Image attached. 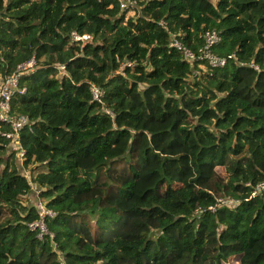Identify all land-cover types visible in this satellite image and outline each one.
Masks as SVG:
<instances>
[{"label": "trees", "instance_id": "1", "mask_svg": "<svg viewBox=\"0 0 264 264\" xmlns=\"http://www.w3.org/2000/svg\"><path fill=\"white\" fill-rule=\"evenodd\" d=\"M134 2L0 0V74L34 61L9 102L27 175L0 137V264H264V0ZM207 31L220 67L169 45Z\"/></svg>", "mask_w": 264, "mask_h": 264}, {"label": "built area", "instance_id": "2", "mask_svg": "<svg viewBox=\"0 0 264 264\" xmlns=\"http://www.w3.org/2000/svg\"><path fill=\"white\" fill-rule=\"evenodd\" d=\"M118 3V8L121 11L132 12L135 6L134 0H116ZM70 37L72 40L84 42L89 39V35L87 34H76L75 32L70 33ZM219 40L218 35L214 31H207L203 34V45L198 49V52L195 56H193L187 49L181 46L174 39L171 40L170 46L179 49L182 51L183 56L191 60H202L205 61L210 67H220L224 64L225 58L218 57L211 52V48L214 44ZM129 65L130 63H123ZM57 68L61 70L63 68L62 65H58ZM34 69V61L32 58L24 62L17 63L13 69V71L9 74H0V122L8 123L9 130L3 131L0 130V137L5 138L8 141V151L13 152L14 158L23 156V148L19 143V131L26 127L28 131H30V122L27 117L24 115H19L14 117L10 113L9 102L11 97L15 93H22L24 88L18 87V79L22 74L30 72ZM90 94L92 99L98 100L99 98V90L91 85L89 87ZM17 159V158H16ZM18 160V159H17ZM20 162V161H19ZM37 189L34 190L35 194V202L33 205L35 206L38 219L31 223L27 224V227L30 230L37 229V237L40 238L42 234L48 235L51 234L47 231L44 223L43 217L45 215L51 216L53 212L44 208L43 203L39 201L37 198ZM264 193V180L257 182L252 187L251 196L258 195ZM237 204V200L230 197H220L217 198L213 205L207 207L208 210L213 211L216 206H226V207H234Z\"/></svg>", "mask_w": 264, "mask_h": 264}, {"label": "rangeland", "instance_id": "3", "mask_svg": "<svg viewBox=\"0 0 264 264\" xmlns=\"http://www.w3.org/2000/svg\"><path fill=\"white\" fill-rule=\"evenodd\" d=\"M200 70L202 71V72H205V67H200ZM169 101V103H167ZM167 102H165V103H161V101H156L155 102V105L157 106V105H161V108L164 110V111H167V112H179V113H181V114H183L181 111H180V108H179V106H178V104L175 102V101H172L171 100V98H169L168 100H167ZM6 146V148L7 149H5V151H4V154H3V157L4 156H6V153H8V142H7V144L5 145ZM18 159V161L17 160H15V159ZM15 159L13 158V157H11L10 158V160H9V162H11L13 165H14V163L16 162V164H15V166L16 167H18V169H19V171L21 172V173H23L24 175H27V173H28V166L25 168L24 167V170L25 171H23L22 169V167H21V161H22V158H23V156H20V157H16ZM20 161V162H19ZM2 165V162H1V164H0V166ZM38 198V197H37ZM39 199V198H38ZM40 200V199H39ZM31 201H34V198H33V195L31 194L30 196H28L27 197V199H26V204L27 203H32Z\"/></svg>", "mask_w": 264, "mask_h": 264}]
</instances>
